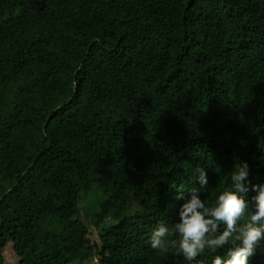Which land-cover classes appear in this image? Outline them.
<instances>
[{
	"label": "trees",
	"instance_id": "trees-1",
	"mask_svg": "<svg viewBox=\"0 0 264 264\" xmlns=\"http://www.w3.org/2000/svg\"><path fill=\"white\" fill-rule=\"evenodd\" d=\"M240 161L255 211L264 0H0V264L7 246L16 264H190L151 234L178 220L196 168L211 205Z\"/></svg>",
	"mask_w": 264,
	"mask_h": 264
},
{
	"label": "clouds",
	"instance_id": "clouds-1",
	"mask_svg": "<svg viewBox=\"0 0 264 264\" xmlns=\"http://www.w3.org/2000/svg\"><path fill=\"white\" fill-rule=\"evenodd\" d=\"M248 171L246 161L237 163L230 176V186L219 191L215 201L208 205L200 197L201 192L209 189L207 174L204 168H196L199 187L189 190V197L180 206L178 220L171 227L161 222L153 230L150 247L161 253L174 249L191 264L205 249L215 251L231 243L227 255H215L212 264H248L264 239V224L257 226L259 221H264V184L251 185L255 211H249V201L244 198L249 190L245 184ZM239 221L243 223L238 224ZM220 225L225 226L222 231Z\"/></svg>",
	"mask_w": 264,
	"mask_h": 264
},
{
	"label": "rangeland",
	"instance_id": "rangeland-1",
	"mask_svg": "<svg viewBox=\"0 0 264 264\" xmlns=\"http://www.w3.org/2000/svg\"><path fill=\"white\" fill-rule=\"evenodd\" d=\"M86 193H84L86 195L82 196L79 201L80 217L81 219L84 220V222L88 225L90 231L92 232L91 237H90L91 240L94 242H97L96 229L93 226L90 227V225L87 223V221H89L88 213H90L87 209V204L93 203L98 198V193L93 190L89 192L87 191ZM8 247L9 246L3 249L5 261L7 262V264H16V258H13L11 256L10 249ZM81 264H96V259L95 258H92V259L83 258Z\"/></svg>",
	"mask_w": 264,
	"mask_h": 264
}]
</instances>
